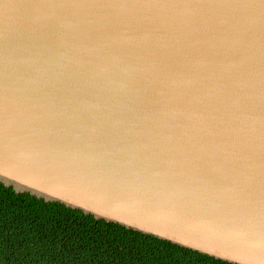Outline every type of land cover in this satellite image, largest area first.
I'll list each match as a JSON object with an SVG mask.
<instances>
[{
	"label": "water",
	"instance_id": "obj_1",
	"mask_svg": "<svg viewBox=\"0 0 264 264\" xmlns=\"http://www.w3.org/2000/svg\"><path fill=\"white\" fill-rule=\"evenodd\" d=\"M0 183L264 264V0H0Z\"/></svg>",
	"mask_w": 264,
	"mask_h": 264
},
{
	"label": "trees",
	"instance_id": "obj_2",
	"mask_svg": "<svg viewBox=\"0 0 264 264\" xmlns=\"http://www.w3.org/2000/svg\"><path fill=\"white\" fill-rule=\"evenodd\" d=\"M0 264H233L0 183Z\"/></svg>",
	"mask_w": 264,
	"mask_h": 264
}]
</instances>
